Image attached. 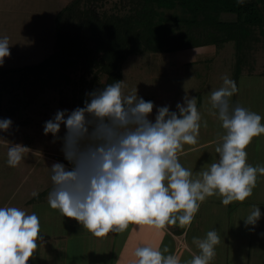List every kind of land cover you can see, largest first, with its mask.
<instances>
[{"label": "clouds", "instance_id": "obj_1", "mask_svg": "<svg viewBox=\"0 0 264 264\" xmlns=\"http://www.w3.org/2000/svg\"><path fill=\"white\" fill-rule=\"evenodd\" d=\"M9 48V38L0 36V65L10 55ZM237 92L236 82L228 76L211 91L212 114L225 132L215 147L218 159L195 175L179 161L184 145L198 143L202 116L195 97L178 102L177 111L157 107L152 122L153 101L139 97L137 90L126 94L118 80L88 93L83 107L57 110L45 121L43 132L56 139L64 126L61 150L72 167L51 165L48 205L99 237L122 232L129 223L157 229L174 224L190 227L200 204L213 195L225 206L245 201L258 176H264V165L249 164L246 151L253 137L264 134V123L260 114L230 106ZM12 123L0 118V131H8ZM28 151L21 143H7L6 164L16 167ZM260 217V207L251 205L243 218L245 226H255ZM41 233L35 212L0 206V264H27ZM219 242L214 228L203 238L193 237L199 251L183 262L167 247L140 246L135 264H211Z\"/></svg>", "mask_w": 264, "mask_h": 264}, {"label": "rangeland", "instance_id": "obj_2", "mask_svg": "<svg viewBox=\"0 0 264 264\" xmlns=\"http://www.w3.org/2000/svg\"><path fill=\"white\" fill-rule=\"evenodd\" d=\"M69 1L0 0V36L6 35L10 44V55L4 58L0 66L7 69L33 65L51 54L55 34L54 16ZM117 2L119 0H105L102 8L113 11L116 7L113 4ZM258 37L250 54L253 59L251 74L264 71V39ZM233 65L234 47L231 41L218 49L200 46L174 52H144L127 57L123 63L121 81L126 94L137 90L139 97L153 101L154 108L149 115L151 121L155 120L157 107L168 106L170 111H177L178 102L183 103L185 97H195L202 116L201 126L206 121L208 127L212 121V125L219 129L221 122L218 125L214 120L216 116L211 120L212 115L209 114L213 112L209 96L211 91L222 85L224 76L235 81ZM68 74V85L62 88L35 87L37 94L32 100H28L24 88L20 86L22 81L19 74L0 76V118H10L13 122L8 131H0V206L24 209L23 202L33 197V192L38 193L34 197L36 203H33L31 211L24 210L38 215L41 236L45 230L63 228L57 227L60 226L57 223L60 217L53 218L48 203H41L38 199L46 198V193L53 187L51 165L55 162L66 164L61 150L64 126H61L58 133L59 138L54 139L51 133L43 132L44 123L57 110L75 109L77 91L81 85L86 91L89 87L90 76H85L81 81L79 70ZM262 78L264 76L252 79L249 75L239 76L236 80L238 92L230 98V106L249 107L264 117V83H258ZM30 80L33 78L30 77ZM22 83L26 84L27 79ZM251 83L256 85L247 90ZM242 85L245 88L241 89ZM7 143H21L29 148L16 167L6 164ZM192 156L188 154L184 159L188 161ZM42 191L45 192L40 194ZM38 247L37 250L42 249L41 245ZM41 253L46 254L43 249ZM40 259L43 260V256L40 255Z\"/></svg>", "mask_w": 264, "mask_h": 264}, {"label": "trees", "instance_id": "obj_3", "mask_svg": "<svg viewBox=\"0 0 264 264\" xmlns=\"http://www.w3.org/2000/svg\"><path fill=\"white\" fill-rule=\"evenodd\" d=\"M119 3L108 11L102 8L105 0H70L54 16L52 53L33 65L7 69L0 66V76L17 73L20 81L27 79L28 84L20 82V86L28 100H32L37 94L35 87L62 88L70 83L68 73L79 70L81 81L90 76L88 90L81 85L76 93V106L83 107L88 93L122 80L123 63L130 55L200 46L218 49L229 41L234 47L235 82L244 72L251 74L253 43L258 36L264 39V0H243V3L119 0ZM30 77L33 80L29 82Z\"/></svg>", "mask_w": 264, "mask_h": 264}, {"label": "crops", "instance_id": "obj_4", "mask_svg": "<svg viewBox=\"0 0 264 264\" xmlns=\"http://www.w3.org/2000/svg\"><path fill=\"white\" fill-rule=\"evenodd\" d=\"M253 73L244 72L240 76L249 75L251 79L264 76L263 72ZM258 83H264V78L259 79ZM249 85L247 90L256 84ZM242 88L245 86L242 85ZM212 113H209L212 115L211 120L214 119ZM261 117V122L264 123L263 115ZM214 120L219 125V119L215 117ZM212 124L210 121L208 127L201 126L198 143L184 145L179 154L182 166L191 169L194 175L202 167H207L218 159L215 147L225 130L222 129L221 123L219 129ZM246 151L249 164L264 165V134L253 137L246 146ZM188 154L193 156L187 161L184 157ZM64 165L68 169L72 167L67 163ZM46 195L48 196V192ZM34 197L23 202L24 209L31 211L33 203H36ZM38 201L48 203L47 197ZM253 204L260 207L261 217L255 226H245L243 218ZM49 208L53 218L60 217L57 222L60 226L57 227L63 228L43 232L38 243L46 254L41 253L42 249L36 250L29 258L28 264H135V250L144 245L161 249L167 247L169 252L176 254L183 262L199 251L193 243V237L203 238L206 232L213 228L217 230L220 242L216 245V255L211 264H264V176H258L252 195L243 202L235 201L225 206L218 195L207 197L200 204L190 227L182 228L174 224L157 229L146 224L129 223L122 232H109L97 237L84 229L74 218L63 216L58 210L50 206Z\"/></svg>", "mask_w": 264, "mask_h": 264}]
</instances>
